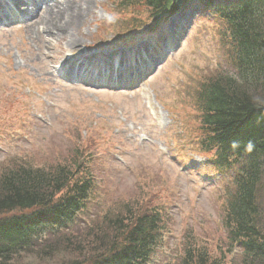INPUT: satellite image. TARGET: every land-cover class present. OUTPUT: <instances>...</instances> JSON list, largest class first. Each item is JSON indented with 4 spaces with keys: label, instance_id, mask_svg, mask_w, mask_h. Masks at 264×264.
I'll use <instances>...</instances> for the list:
<instances>
[{
    "label": "rangeland",
    "instance_id": "374dc122",
    "mask_svg": "<svg viewBox=\"0 0 264 264\" xmlns=\"http://www.w3.org/2000/svg\"><path fill=\"white\" fill-rule=\"evenodd\" d=\"M76 1L85 18L61 31L59 23L45 25L51 9L62 12L68 0H0V174L21 164L68 165L95 182L75 223L49 238L78 237L82 252L71 253L62 241L51 254L21 255L12 264L85 257L93 227L125 213L126 205L162 214L147 264H181L187 250L210 262L241 264L221 209L230 174L215 169L212 153L199 147L201 81L230 71L221 22L194 13L179 27L171 28L173 18L148 35L144 8ZM139 38L134 49L111 48ZM145 48L146 54L135 52ZM261 205L264 222V191Z\"/></svg>",
    "mask_w": 264,
    "mask_h": 264
},
{
    "label": "trees",
    "instance_id": "16d2710c",
    "mask_svg": "<svg viewBox=\"0 0 264 264\" xmlns=\"http://www.w3.org/2000/svg\"><path fill=\"white\" fill-rule=\"evenodd\" d=\"M194 1L121 0L120 5L144 8L155 26ZM200 1L221 22L218 36L230 71L201 81L196 97L199 147L213 152L214 166L221 172L235 168L221 208L228 240L244 254L243 264H264V0ZM78 175L68 165L26 164L0 174V264H12L21 255L51 254L62 241L71 253L82 252V245L74 242L78 237L49 241L75 222L92 196L93 181L83 170ZM137 209L126 205L125 213L106 216L104 226L93 227L90 240H84L85 257L66 264H145L161 231L162 215ZM15 212L21 213L10 215ZM51 227L56 230L48 233ZM181 264L220 262L187 250Z\"/></svg>",
    "mask_w": 264,
    "mask_h": 264
},
{
    "label": "bare ground",
    "instance_id": "6f19581e",
    "mask_svg": "<svg viewBox=\"0 0 264 264\" xmlns=\"http://www.w3.org/2000/svg\"><path fill=\"white\" fill-rule=\"evenodd\" d=\"M82 1V0H81ZM83 3V1H82ZM84 3L89 5V1H85ZM64 10L58 11V13H54L53 9H51V12L49 13V16L47 18V23L45 26H54L56 27V25H58V23L60 24V30L63 29L65 30H74L73 28L76 27L77 25H79L80 23L83 22L85 16H84V9L81 8V5L79 4L78 1L76 0H68V3H64ZM74 5V6H73ZM85 5V4H84ZM88 7H86L87 10ZM60 16V17H59ZM59 17V19L57 20V18ZM185 17V16H184ZM186 19V17L184 18V20ZM183 18L179 16V18L177 19H173L172 20V26L174 27H178L177 25H180V23H182ZM65 30V31H66ZM62 31V30H61ZM53 38H57L58 36H52ZM146 50L144 49H138L139 53H145ZM84 58V57H83ZM138 64V63H137Z\"/></svg>",
    "mask_w": 264,
    "mask_h": 264
}]
</instances>
